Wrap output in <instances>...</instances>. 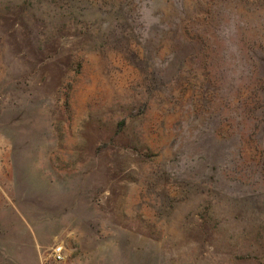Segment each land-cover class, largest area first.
<instances>
[{"label": "rangeland", "instance_id": "1", "mask_svg": "<svg viewBox=\"0 0 264 264\" xmlns=\"http://www.w3.org/2000/svg\"><path fill=\"white\" fill-rule=\"evenodd\" d=\"M0 264H264V0H0Z\"/></svg>", "mask_w": 264, "mask_h": 264}, {"label": "built area", "instance_id": "2", "mask_svg": "<svg viewBox=\"0 0 264 264\" xmlns=\"http://www.w3.org/2000/svg\"><path fill=\"white\" fill-rule=\"evenodd\" d=\"M53 256L55 261L61 262L65 259V250L63 246H57L55 247L53 251Z\"/></svg>", "mask_w": 264, "mask_h": 264}]
</instances>
